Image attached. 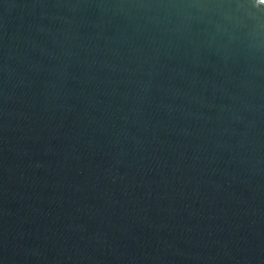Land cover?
I'll return each instance as SVG.
<instances>
[{
  "label": "water",
  "instance_id": "water-1",
  "mask_svg": "<svg viewBox=\"0 0 264 264\" xmlns=\"http://www.w3.org/2000/svg\"><path fill=\"white\" fill-rule=\"evenodd\" d=\"M0 264H264V0H0Z\"/></svg>",
  "mask_w": 264,
  "mask_h": 264
}]
</instances>
